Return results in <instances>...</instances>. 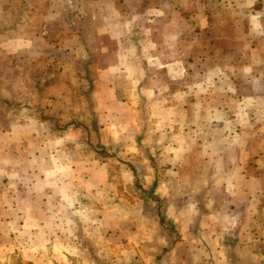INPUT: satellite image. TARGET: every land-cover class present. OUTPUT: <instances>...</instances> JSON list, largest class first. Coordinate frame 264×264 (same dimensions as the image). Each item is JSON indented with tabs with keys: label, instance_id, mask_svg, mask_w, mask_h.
<instances>
[{
	"label": "rangeland",
	"instance_id": "1",
	"mask_svg": "<svg viewBox=\"0 0 264 264\" xmlns=\"http://www.w3.org/2000/svg\"><path fill=\"white\" fill-rule=\"evenodd\" d=\"M112 1L0 0L1 25L28 39L0 37V264H150L206 232L264 264V0L174 1L153 47L181 64L171 83L100 71Z\"/></svg>",
	"mask_w": 264,
	"mask_h": 264
},
{
	"label": "crops",
	"instance_id": "2",
	"mask_svg": "<svg viewBox=\"0 0 264 264\" xmlns=\"http://www.w3.org/2000/svg\"><path fill=\"white\" fill-rule=\"evenodd\" d=\"M114 1L106 5L107 7L104 6L106 7V9L102 13L103 15L99 17L100 24L98 26V30L100 35L109 36L108 39L115 43L116 48H109L106 50L104 48L105 44L103 43L104 45H102V47L100 46L96 48L97 50H93L96 51L93 56L95 54L99 56L101 54L103 55L102 57L114 55L115 62L113 63L114 65L106 64L104 67H102V69H100V71L104 73L103 71L106 70V68L108 67L110 69L115 68L117 69L116 71H124V68L135 70L142 69L146 73V70L149 69L148 67H153L163 71V73L168 76V81L171 83L174 79L173 71L176 68H180L181 64L176 63L177 61H170V59L160 61L161 52L159 50L155 51L153 47L155 46V44H157V39H155L156 32H159V34L161 33L164 37L168 36V32L171 29V25H169L171 24L169 17L172 15H176V13L173 12L174 1L176 0H164L165 3L162 5L160 4L162 0ZM257 1L260 0H239L238 3H235V5H241V7L246 8L248 7V5H254L255 3H257ZM181 2L180 0H178L179 4H181ZM229 4H231V2ZM112 10L115 11L113 12ZM1 11L2 10L0 7V12ZM181 13H184L186 17L188 16L187 12ZM198 14L202 16L201 12H198ZM261 14L262 13H260V15ZM47 15H51V12H49V14ZM154 15H156L158 19L154 18ZM157 20H161L159 21V23L162 24V29H158L156 27L155 22ZM245 36H247V34ZM0 37H2L3 39L6 38L4 40L8 41V47L16 43L22 44L23 42H26L28 40L26 38V35L17 33V31L12 28H7L6 23L3 24V22L2 25L0 23ZM46 47H52L54 49V45L50 46L46 43L40 45V48H42L43 52L45 51ZM156 63L161 64L159 65ZM95 67V63H91V65H88L90 71ZM223 68L224 66L216 67L215 70H221ZM108 71L109 69L106 70V72ZM138 78L139 77H137V80ZM144 79L145 78L143 77L140 78L139 83H143ZM10 95H12L11 92ZM51 96L52 95H48V93L42 91L40 94V101L45 102L44 105H46V101H49V98H51ZM0 97L2 96L0 95ZM56 111L57 108L54 105L50 112L54 115H57L55 113ZM263 180L264 176L261 181ZM261 211H264V205L261 207ZM218 213L219 211H215L211 213L212 215H208L210 213L205 215V218L212 220L209 223V227H212V229L214 230L220 229V222L219 220L215 219L216 217H218ZM207 235L208 232L204 233V235L202 236V238H204L203 241H207L208 244H212L215 250H212V248L209 249V247H207L204 242L199 239L198 236H195L198 239H191V236L189 235L187 237H184L183 240L178 243V245H175L174 247H171L168 250L165 249L162 251V253L159 248V256H140V258H142L144 261H148V263L150 264H236V256H232L230 254V252L232 253V251H234L235 249L234 247H231V243L233 242L227 240V243H224V245L222 244V246V234L218 232V234L215 235L214 233L209 232V238L208 240H206L205 236ZM160 245L161 241L159 242V246ZM162 254L163 256H161ZM248 257L249 260H247L245 257V261H252L253 256Z\"/></svg>",
	"mask_w": 264,
	"mask_h": 264
},
{
	"label": "built area",
	"instance_id": "3",
	"mask_svg": "<svg viewBox=\"0 0 264 264\" xmlns=\"http://www.w3.org/2000/svg\"><path fill=\"white\" fill-rule=\"evenodd\" d=\"M69 1H71V0H69ZM73 7V4L71 3V2H69V8H72ZM46 28V26L44 27V29ZM47 30H43V32H42V35L43 36H46L47 35ZM49 74V73H48ZM46 75L45 77H43V79L41 80L42 82H43V84L45 85L46 83H48V81H50V80H53L54 79V77H55V75L54 74H49V75Z\"/></svg>",
	"mask_w": 264,
	"mask_h": 264
},
{
	"label": "trees",
	"instance_id": "4",
	"mask_svg": "<svg viewBox=\"0 0 264 264\" xmlns=\"http://www.w3.org/2000/svg\"><path fill=\"white\" fill-rule=\"evenodd\" d=\"M51 45H54V47H56V46H55V44H51ZM156 200H157V199H156ZM161 205H163V203H162V202L160 203V206H161ZM172 229H173V228H172ZM172 229H171V231H172Z\"/></svg>",
	"mask_w": 264,
	"mask_h": 264
}]
</instances>
